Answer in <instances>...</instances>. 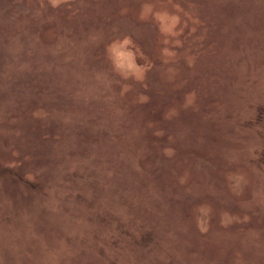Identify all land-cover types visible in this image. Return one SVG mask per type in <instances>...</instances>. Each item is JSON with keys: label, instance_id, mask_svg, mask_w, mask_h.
I'll return each instance as SVG.
<instances>
[{"label": "rangeland", "instance_id": "rangeland-1", "mask_svg": "<svg viewBox=\"0 0 264 264\" xmlns=\"http://www.w3.org/2000/svg\"><path fill=\"white\" fill-rule=\"evenodd\" d=\"M0 264H264V0H0Z\"/></svg>", "mask_w": 264, "mask_h": 264}]
</instances>
